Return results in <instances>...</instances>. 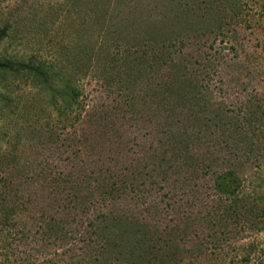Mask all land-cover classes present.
Here are the masks:
<instances>
[{
    "label": "rangeland",
    "instance_id": "obj_1",
    "mask_svg": "<svg viewBox=\"0 0 264 264\" xmlns=\"http://www.w3.org/2000/svg\"><path fill=\"white\" fill-rule=\"evenodd\" d=\"M107 1L98 0L101 9L138 4V0ZM261 4L251 0L246 8L260 18V24L243 28L239 34L252 52L264 45ZM95 7L94 0H0V32L6 34L0 57L38 56L52 60L59 69L68 64L66 54L92 55L84 47H94L103 39L111 40L109 45L117 54L119 38L114 42L110 32L116 28V13H108V29L102 30L95 22ZM118 66L117 61L107 63L109 76L104 79L96 65L81 83L82 107L67 116L49 104L45 92L26 85L25 79L9 77L5 81L13 111H6L0 122V148L9 153L4 159L7 166L2 169L0 165V264H254L264 258V215L249 211L257 204L263 206L256 200L264 193V144L259 137L250 134L254 141L247 150L253 153L239 161L250 195L246 208L220 211L215 225L206 222L203 217H210L206 205L213 195L211 177L201 168L202 163L192 167L195 157L185 143L179 151L172 146L168 151L166 138L173 124L153 96L158 73L155 69L140 75L134 71L128 79L124 65V72ZM137 77L135 88H126ZM262 80L258 77L251 85L236 89L258 94V101H264ZM253 98L256 104L257 97ZM208 104L183 106L189 117L185 125L190 144L227 149L218 139L217 123L212 127L210 121L220 111ZM164 124L168 129H162ZM6 184V197L18 206L20 215L14 216L11 204L4 211L7 204L2 203L1 187ZM194 190L199 192L197 199ZM177 205L193 213L189 227L159 235L155 253L146 249L135 263L109 257L98 261L106 242L94 230L112 209L116 215L133 213L141 222L151 221L152 214L161 211L156 216L165 226L178 219L171 211ZM52 216L74 222L67 235L45 231ZM93 219L94 225H87ZM129 250H134L131 244ZM248 256L249 261H244Z\"/></svg>",
    "mask_w": 264,
    "mask_h": 264
},
{
    "label": "trees",
    "instance_id": "obj_2",
    "mask_svg": "<svg viewBox=\"0 0 264 264\" xmlns=\"http://www.w3.org/2000/svg\"><path fill=\"white\" fill-rule=\"evenodd\" d=\"M111 1L107 2L111 4ZM128 1L133 3L136 0ZM258 1L262 3L260 16H264V0ZM250 2L251 0H138L137 5L129 4L125 9L109 4L101 9L98 0H94L95 22L102 30L108 29V13H116V28L110 32L114 35L111 36L114 42L119 38L117 54L112 52V46L109 45L111 40L103 39L101 42L96 41L94 47H84L92 55L73 57L70 53L66 54L68 64L59 69L52 60L38 56L0 57V122L6 111H13L11 91L5 82L9 77L25 79L26 85L45 92L49 97V104L61 115L67 116L73 109L82 107L81 83L90 72L93 73V69L95 71L96 65H100L104 79L109 76L106 65L111 61L120 62L117 68L123 72L124 65L128 79L134 71H139L140 75L147 73L149 69H155L158 83L154 85L153 96L158 100V109L167 112L164 116L167 120H172L173 124L170 129L167 128L169 123L162 128L168 129V151L171 146L173 151H179L180 144L185 143L188 152L191 151L195 157L191 161L192 167L196 168L195 162L198 163L197 168L202 163L201 168L210 175L213 195L211 204L206 205L210 217L203 218L215 225L220 219V211L237 212L242 207L246 208L244 203L249 202L250 195L245 191L246 178L241 175L239 161L243 156L250 157L249 154L253 153L247 150L254 141L250 139L251 133L258 136L259 141L264 144V136L260 135H264V101H258V94H244L242 90L236 89L242 85H251L258 77L263 79L260 82H264V45L261 47L259 42L261 48L252 52L248 50L249 42L246 44V40H241L239 35L243 28L253 29L260 24V18H256L253 12L247 13L246 8L250 6ZM5 37V32L1 31L0 44ZM137 79L138 77L126 83V88L134 89ZM217 79H220V86ZM253 96L257 97L256 104ZM184 103L188 105L186 108L207 106L208 103L212 107L216 106L220 112L211 116L210 121L217 123L218 139L220 144H226L227 149L216 150L208 145L190 144V131L185 125L189 117L183 108ZM160 139H164L165 143V138ZM8 155L4 148H0L2 169L4 165L7 166L4 159H8ZM12 183L14 184L13 181ZM7 186L8 184L1 187L5 197L2 203L7 204L4 211L11 204L14 216L18 213L20 215L18 206L6 197ZM198 193L193 191L194 199H197ZM256 200L263 206L257 204L256 208L249 211L264 215V193L257 196ZM171 211L178 219L162 226V219L156 216L161 215V211L152 214L151 221L141 222L131 216L133 213L116 215L115 208L112 209L111 215H104L102 224L98 223L99 227L94 230H99V235H103L106 242V247L98 252V261L109 257V260L135 263V258L142 256L146 249L155 253L159 235L172 229L189 227L192 218L190 214H193L190 210L185 211L177 205L172 206ZM50 220L49 228H45V231H59L63 235H67L68 226L74 223L68 219L58 220L55 216ZM94 220H89L87 225L93 226ZM52 221L54 224H51ZM211 230L212 228L209 232ZM129 244L134 247L133 251L129 250ZM249 259L248 256L243 260ZM254 264H264V258Z\"/></svg>",
    "mask_w": 264,
    "mask_h": 264
}]
</instances>
